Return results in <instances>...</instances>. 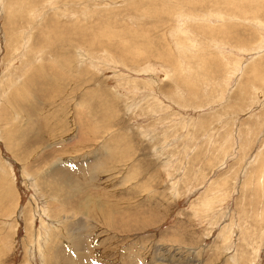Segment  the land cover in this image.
<instances>
[{
	"label": "rangeland",
	"instance_id": "374dc122",
	"mask_svg": "<svg viewBox=\"0 0 264 264\" xmlns=\"http://www.w3.org/2000/svg\"><path fill=\"white\" fill-rule=\"evenodd\" d=\"M0 264H264V0H0Z\"/></svg>",
	"mask_w": 264,
	"mask_h": 264
},
{
	"label": "bare ground",
	"instance_id": "6f19581e",
	"mask_svg": "<svg viewBox=\"0 0 264 264\" xmlns=\"http://www.w3.org/2000/svg\"><path fill=\"white\" fill-rule=\"evenodd\" d=\"M180 2V1H179ZM182 6V5H181ZM179 8V6H177ZM30 186V185H29ZM70 188V187H69ZM72 192V191H71Z\"/></svg>",
	"mask_w": 264,
	"mask_h": 264
}]
</instances>
